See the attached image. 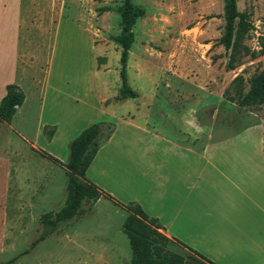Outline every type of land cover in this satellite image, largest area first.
I'll list each match as a JSON object with an SVG mask.
<instances>
[{"label": "rangeland", "instance_id": "obj_1", "mask_svg": "<svg viewBox=\"0 0 264 264\" xmlns=\"http://www.w3.org/2000/svg\"><path fill=\"white\" fill-rule=\"evenodd\" d=\"M123 1L30 0L20 63L35 68L30 70L34 84L27 112L18 122L22 138L8 126L0 131V153H4L5 160L0 161V263L28 247L36 236L38 222L34 230L30 229V173L17 160L16 165H8L17 151L1 146L16 137L23 143L32 141L31 134L39 121V92L48 66H53V80L61 78L64 67L72 74L69 67L80 66L81 76L78 71L77 76L82 81L84 116L98 112L99 97L110 88L108 103H120L129 117H139L179 143L198 149L248 126H264L262 96L252 105L239 104L250 88L249 79L264 73V0H237L239 11L251 23L244 43L256 55H243L235 69H227L229 53L220 43L225 28V0H132L145 10L133 26L134 41L127 65L129 84L139 93L134 99L120 95L122 47L113 39L122 31ZM103 6H109L110 11L100 13ZM94 66L100 71L96 73ZM89 87L94 90L90 92ZM111 125L110 121L103 125L100 142L109 137ZM45 132L49 135L52 129ZM23 160L30 163V154L25 150ZM64 178L65 190L48 211L59 210L65 203L67 175ZM91 206L82 219L67 226L61 235L44 240L17 264H132L129 238L122 229L130 211L105 196ZM66 234H71L72 240H87L88 244L93 241L100 251L105 250V257L99 261L86 257L81 262L75 260L73 252L66 253ZM170 247L189 254L180 243Z\"/></svg>", "mask_w": 264, "mask_h": 264}, {"label": "crops", "instance_id": "obj_2", "mask_svg": "<svg viewBox=\"0 0 264 264\" xmlns=\"http://www.w3.org/2000/svg\"><path fill=\"white\" fill-rule=\"evenodd\" d=\"M29 12L30 0H0V103L12 83L26 95L13 120L3 121L0 131L8 126L17 134L34 84L30 70L35 67L20 63ZM59 19L60 29L63 16ZM69 68L72 74L64 67L61 78L53 80V66H48L32 141L23 143L16 137L1 146L17 151L8 165H16L17 160L30 173V229L34 230L66 186V169L37 149L68 162L71 142L81 131L93 123L110 121L114 129L101 142L87 170L92 182L120 202H137L164 227L163 233L184 243L189 254L199 258L196 261L208 262L199 257L202 254L217 264H264V126H248L198 149L179 143L139 117H129L120 103H108L110 88L99 97L98 112L84 116L82 81L77 76L81 68ZM94 70L100 71L99 66ZM47 129L52 133L46 134ZM24 150L30 154L29 164L23 160ZM3 154L1 162L5 161ZM70 235L63 237L67 255L73 252L79 262L84 257L103 260L105 250L100 251L98 244L72 240Z\"/></svg>", "mask_w": 264, "mask_h": 264}, {"label": "trees", "instance_id": "obj_3", "mask_svg": "<svg viewBox=\"0 0 264 264\" xmlns=\"http://www.w3.org/2000/svg\"><path fill=\"white\" fill-rule=\"evenodd\" d=\"M99 11L100 13L110 11V7L103 6ZM120 11L122 31L120 35L113 38L122 47L120 56L122 86L120 93L122 98L134 99L139 96V93L129 84L127 65L134 41L133 26L137 19L145 14V10L136 6L132 0H124ZM224 18L225 28L220 43L224 45L229 53L227 69H235L243 55L251 54L252 57L256 55L244 43L250 31L251 23L247 15L239 11L237 0H225ZM237 80H240V78H236ZM249 83L248 92L239 99L241 107L254 104L260 96L264 98V73L253 76L249 79ZM25 98V92L18 84L12 83L7 86V93L0 103V127L3 121L10 123L13 120ZM105 123H93L80 132L71 142L68 162L61 161L45 150L37 149L44 157L50 158L66 169L68 177L67 197L64 205L59 210L47 211L40 216L36 236L31 240L28 247L0 264H17L23 257L32 254L47 238L61 235L67 226L82 219L91 209V205L101 196L116 201L130 211L124 220L122 229L129 238L132 264H184L188 259L199 260L191 254L185 255L173 250L170 247L171 244L180 243L185 247L186 245L180 240L170 238L163 233L161 229H164V227L156 218L147 215L137 202H120L88 178L87 170L101 145L99 136ZM111 126L113 131L114 125ZM190 250L192 249L190 248ZM198 255L201 259L207 260L209 264H217L208 260L202 254Z\"/></svg>", "mask_w": 264, "mask_h": 264}, {"label": "water", "instance_id": "obj_4", "mask_svg": "<svg viewBox=\"0 0 264 264\" xmlns=\"http://www.w3.org/2000/svg\"><path fill=\"white\" fill-rule=\"evenodd\" d=\"M121 95V94H120ZM184 264H208L206 262H203V261H196V260H191V259H188L185 261Z\"/></svg>", "mask_w": 264, "mask_h": 264}]
</instances>
